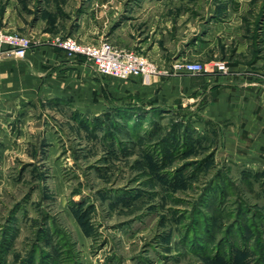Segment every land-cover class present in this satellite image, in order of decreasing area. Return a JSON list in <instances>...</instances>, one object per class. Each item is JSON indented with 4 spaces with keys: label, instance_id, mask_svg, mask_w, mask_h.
Returning <instances> with one entry per match:
<instances>
[{
    "label": "rangeland",
    "instance_id": "obj_1",
    "mask_svg": "<svg viewBox=\"0 0 264 264\" xmlns=\"http://www.w3.org/2000/svg\"><path fill=\"white\" fill-rule=\"evenodd\" d=\"M21 2L32 17L42 10L53 38L65 36L73 15L90 9L97 20L105 17L97 0ZM149 4L147 14L163 9L173 33L208 21L209 11L216 21L240 7L250 52L258 18V34L264 29V0ZM59 17L63 21L55 24ZM98 34L108 37L106 30ZM222 39L221 52L237 48L236 37ZM103 113L43 102L23 110L11 128L6 115L0 117V245L12 235L8 264H18L36 246L39 252L54 246L63 264H264V226H252L245 238L229 234L239 206L247 207L248 216L264 213V159L244 151L256 145L254 133L236 138L174 108L147 105L127 117Z\"/></svg>",
    "mask_w": 264,
    "mask_h": 264
},
{
    "label": "crops",
    "instance_id": "obj_2",
    "mask_svg": "<svg viewBox=\"0 0 264 264\" xmlns=\"http://www.w3.org/2000/svg\"><path fill=\"white\" fill-rule=\"evenodd\" d=\"M107 2L101 3L104 6H100V12L105 16L101 20L88 9L80 16L68 18L63 34L75 35L83 42H99L103 35L98 33L106 30V38L113 44L133 48L156 60L161 68L199 60L205 70L191 73L181 69L169 76L153 74L144 80L100 74L85 57L69 56L52 44L55 33L48 29L40 8L38 16L32 17L21 0L3 1L0 26L34 36L31 48L22 57L4 54L8 46L0 45V117L6 115L9 128L23 110L43 102L58 103L85 115H98L116 104L130 102L174 106L180 102L200 125H220L226 133H234L240 139L254 133L256 145L244 150L250 151L245 154L264 159V29L256 42L252 41L250 52L240 7L230 8L225 18L216 21L209 11L208 21L203 19L184 32L173 33L164 23L168 16L163 9L155 13L151 10V16L147 14L151 0ZM143 11L146 12L141 16ZM106 20L105 27L100 25ZM55 21L58 24L63 18ZM223 36L239 39L237 48L221 52L218 40L224 42ZM216 60L226 61L227 73L215 70L212 64Z\"/></svg>",
    "mask_w": 264,
    "mask_h": 264
},
{
    "label": "built area",
    "instance_id": "obj_3",
    "mask_svg": "<svg viewBox=\"0 0 264 264\" xmlns=\"http://www.w3.org/2000/svg\"><path fill=\"white\" fill-rule=\"evenodd\" d=\"M52 44L64 50L69 56L85 57L103 75L118 78H132L134 76L168 75L181 69L199 73L205 70V65L199 60H185L174 63L172 68H161L148 56L133 48L120 47L108 39L99 42H82L71 35L56 36L51 39ZM33 39L28 35L7 31L0 28V45H7L6 55L24 56L31 48ZM215 70L227 73L229 66L224 60L213 62Z\"/></svg>",
    "mask_w": 264,
    "mask_h": 264
},
{
    "label": "trees",
    "instance_id": "obj_4",
    "mask_svg": "<svg viewBox=\"0 0 264 264\" xmlns=\"http://www.w3.org/2000/svg\"><path fill=\"white\" fill-rule=\"evenodd\" d=\"M216 15V14H215ZM264 15V12L262 13V16ZM215 18V16H213ZM261 19L258 18V20H256V32H255V36H254V42H256L257 40V36H258V29L261 28ZM147 105H150L153 109H157V110H162V109H178V110H182L183 112L189 113L192 115L191 112H189L186 108H184L182 106V104L180 102H177L176 106H174V104H168V105H156L154 104V102H143V103H134V102H130V103H123V104H116L114 105V107H112L110 110L104 112L103 114L108 115L107 117L111 116L110 114L112 112H114V114H121L124 117L130 116L132 114L137 113L138 111L144 110L147 108ZM131 119V118H129ZM264 175V173L262 174ZM256 178H258L259 176H261L260 172L258 171L255 174ZM264 182V181H262ZM225 190H222V192H219L220 194L222 193V195L225 193ZM218 195V191L215 194V199L213 200V203H215L216 208H218L217 206V197ZM224 211V210H223ZM222 213V212H221ZM250 213V211H248L246 206H239L237 209V213H236V220L233 222L232 225H230L229 227V234L231 236H233L234 238L239 239L241 236L243 238H245L246 236V232L252 230V226H264V213L261 211H256L253 212V214H255V216L251 215L248 216V214ZM220 213L217 214L215 216V221L212 222L213 225V229L215 232H217L218 230H220V224L218 222V220H220L219 217ZM228 216V214H227ZM217 218V219H216ZM253 218L255 219L254 222H249V221H253ZM13 219V218H12ZM48 223V222H47ZM221 223V222H220ZM47 226H50V224H47ZM46 230H43V232ZM209 231L210 230L209 228ZM208 232V231H207ZM215 232L212 231L211 234H215ZM209 233V232H208ZM212 237V236H211ZM13 241H12V235L9 234L8 237L6 238V240H4V244H2V246L0 245V264H8L9 261L8 259L5 257L6 251L9 249L11 250ZM53 246V245H52ZM39 247L37 248V246L33 249H31L28 253L27 256H23L20 261L18 262V264H63V262H61V255L62 253H60L61 251H57L55 250V247L53 246V249L50 252H39ZM264 252V251H263Z\"/></svg>",
    "mask_w": 264,
    "mask_h": 264
}]
</instances>
